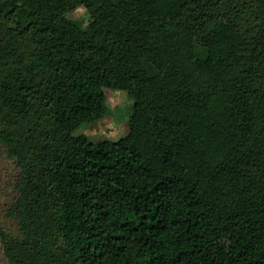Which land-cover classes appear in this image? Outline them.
<instances>
[{
  "label": "trees",
  "instance_id": "1",
  "mask_svg": "<svg viewBox=\"0 0 264 264\" xmlns=\"http://www.w3.org/2000/svg\"><path fill=\"white\" fill-rule=\"evenodd\" d=\"M0 147L9 264H264V0H0Z\"/></svg>",
  "mask_w": 264,
  "mask_h": 264
},
{
  "label": "rangeland",
  "instance_id": "2",
  "mask_svg": "<svg viewBox=\"0 0 264 264\" xmlns=\"http://www.w3.org/2000/svg\"><path fill=\"white\" fill-rule=\"evenodd\" d=\"M78 20H84L87 14L83 8L74 13ZM106 114L92 124H83L75 132V136L85 135L91 142L117 141L128 133V121L132 114L133 102L124 91L105 89ZM18 169L13 160L8 159L0 147V229L15 236L18 234L17 223L10 217V207L16 199V181ZM0 264H9L0 242Z\"/></svg>",
  "mask_w": 264,
  "mask_h": 264
}]
</instances>
